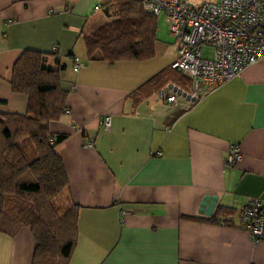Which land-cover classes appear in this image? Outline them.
<instances>
[{
	"label": "crops",
	"instance_id": "1",
	"mask_svg": "<svg viewBox=\"0 0 264 264\" xmlns=\"http://www.w3.org/2000/svg\"><path fill=\"white\" fill-rule=\"evenodd\" d=\"M116 1L0 0V114L25 112L26 96L9 86L16 59L56 48L58 63L47 64L59 72L66 110L47 128L65 136L53 149L67 180L58 203L77 208L66 259L33 261V237L21 227L0 234V264H264V238L253 244L238 222L250 199L264 207V61L181 113L155 97L178 81L160 16L147 58L110 63L87 53L84 39L117 19ZM73 59L83 67L73 70ZM232 145L240 159L225 166Z\"/></svg>",
	"mask_w": 264,
	"mask_h": 264
},
{
	"label": "trees",
	"instance_id": "2",
	"mask_svg": "<svg viewBox=\"0 0 264 264\" xmlns=\"http://www.w3.org/2000/svg\"><path fill=\"white\" fill-rule=\"evenodd\" d=\"M114 5L117 19L84 39L87 53L110 63L147 58L155 41V17L141 9L140 0H117ZM55 56L56 48L50 54L24 51L16 59L9 86L26 96L25 112L0 114V234L11 236L27 227L38 263L66 259L75 236L77 208L58 204L67 180L53 149L65 136L47 128L66 110L59 72L47 64L58 63ZM169 70L178 79L174 83L188 85L179 72ZM218 213L216 209L210 220L217 221Z\"/></svg>",
	"mask_w": 264,
	"mask_h": 264
},
{
	"label": "built area",
	"instance_id": "3",
	"mask_svg": "<svg viewBox=\"0 0 264 264\" xmlns=\"http://www.w3.org/2000/svg\"><path fill=\"white\" fill-rule=\"evenodd\" d=\"M140 6L155 18L163 16L169 24L175 48L169 68L188 80L186 87L167 82L155 92L165 106L187 112L245 68L264 61V0H203L195 5L185 0H140ZM204 48L210 56H203ZM71 67L77 70L83 64L73 59ZM98 124L107 130L109 117L103 115ZM79 132L84 135L83 147L92 148L93 135L87 126ZM239 159L238 147L232 145L224 165ZM125 214L118 211L120 220ZM238 222L253 244L264 238V207L258 198L241 208Z\"/></svg>",
	"mask_w": 264,
	"mask_h": 264
},
{
	"label": "rangeland",
	"instance_id": "4",
	"mask_svg": "<svg viewBox=\"0 0 264 264\" xmlns=\"http://www.w3.org/2000/svg\"><path fill=\"white\" fill-rule=\"evenodd\" d=\"M157 27L160 28L161 31L169 30V24L165 21V18L161 15L160 17L157 18ZM203 56H210V52L208 49L204 48Z\"/></svg>",
	"mask_w": 264,
	"mask_h": 264
},
{
	"label": "water",
	"instance_id": "5",
	"mask_svg": "<svg viewBox=\"0 0 264 264\" xmlns=\"http://www.w3.org/2000/svg\"><path fill=\"white\" fill-rule=\"evenodd\" d=\"M206 204H208L210 207L212 206V203H208V198H205L203 200V202L201 203L202 207H205ZM210 210H211V208H210ZM210 210L208 209V212H210Z\"/></svg>",
	"mask_w": 264,
	"mask_h": 264
}]
</instances>
